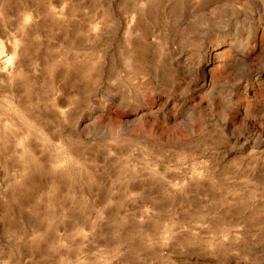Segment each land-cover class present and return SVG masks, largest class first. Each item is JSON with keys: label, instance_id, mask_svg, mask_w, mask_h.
I'll list each match as a JSON object with an SVG mask.
<instances>
[{"label": "rangeland", "instance_id": "rangeland-1", "mask_svg": "<svg viewBox=\"0 0 264 264\" xmlns=\"http://www.w3.org/2000/svg\"><path fill=\"white\" fill-rule=\"evenodd\" d=\"M0 264H264V0H0Z\"/></svg>", "mask_w": 264, "mask_h": 264}, {"label": "bare ground", "instance_id": "bare-ground-1", "mask_svg": "<svg viewBox=\"0 0 264 264\" xmlns=\"http://www.w3.org/2000/svg\"><path fill=\"white\" fill-rule=\"evenodd\" d=\"M54 164V163H53ZM46 166V165H45ZM44 167V166H43ZM46 168V167H45ZM54 168V167H53ZM66 172V171H65ZM63 175V174H62ZM64 176V175H63ZM66 176V175H65Z\"/></svg>", "mask_w": 264, "mask_h": 264}]
</instances>
